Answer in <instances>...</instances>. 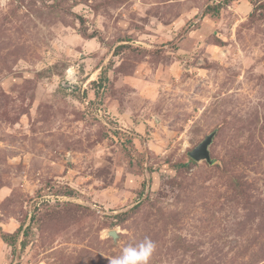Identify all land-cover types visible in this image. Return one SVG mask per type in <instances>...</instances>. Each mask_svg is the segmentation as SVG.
I'll return each instance as SVG.
<instances>
[{
	"label": "rangeland",
	"instance_id": "obj_1",
	"mask_svg": "<svg viewBox=\"0 0 264 264\" xmlns=\"http://www.w3.org/2000/svg\"><path fill=\"white\" fill-rule=\"evenodd\" d=\"M145 237L264 264V0H0V264Z\"/></svg>",
	"mask_w": 264,
	"mask_h": 264
},
{
	"label": "clouds",
	"instance_id": "obj_2",
	"mask_svg": "<svg viewBox=\"0 0 264 264\" xmlns=\"http://www.w3.org/2000/svg\"><path fill=\"white\" fill-rule=\"evenodd\" d=\"M69 81L75 83L74 76L71 74L69 75ZM111 234L108 233V235L112 236ZM155 250L156 243L150 238L145 237L139 243L123 247L120 255L109 259V264H150Z\"/></svg>",
	"mask_w": 264,
	"mask_h": 264
},
{
	"label": "water",
	"instance_id": "obj_3",
	"mask_svg": "<svg viewBox=\"0 0 264 264\" xmlns=\"http://www.w3.org/2000/svg\"><path fill=\"white\" fill-rule=\"evenodd\" d=\"M214 135V132L207 135L197 146H195L190 152L189 156L194 160H206L210 161V155L208 146L211 143L212 137ZM109 233H112L111 235L115 238L116 232L110 231Z\"/></svg>",
	"mask_w": 264,
	"mask_h": 264
}]
</instances>
